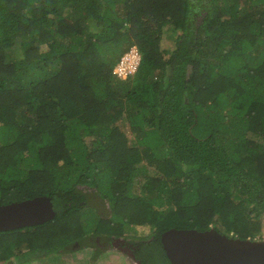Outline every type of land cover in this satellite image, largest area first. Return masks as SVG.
I'll return each instance as SVG.
<instances>
[{"label": "trees", "instance_id": "16d2710c", "mask_svg": "<svg viewBox=\"0 0 264 264\" xmlns=\"http://www.w3.org/2000/svg\"><path fill=\"white\" fill-rule=\"evenodd\" d=\"M41 194L56 216L0 230V264L48 224L70 240L148 224L130 239L143 264H172L173 226L261 239L264 0H0V204ZM86 206L109 224L79 222Z\"/></svg>", "mask_w": 264, "mask_h": 264}, {"label": "water", "instance_id": "95a60500", "mask_svg": "<svg viewBox=\"0 0 264 264\" xmlns=\"http://www.w3.org/2000/svg\"><path fill=\"white\" fill-rule=\"evenodd\" d=\"M50 195L0 204V230L43 223L56 216ZM161 241L172 264H264V238L227 235L215 227H170ZM139 264H143L141 260Z\"/></svg>", "mask_w": 264, "mask_h": 264}, {"label": "rangeland", "instance_id": "374dc122", "mask_svg": "<svg viewBox=\"0 0 264 264\" xmlns=\"http://www.w3.org/2000/svg\"><path fill=\"white\" fill-rule=\"evenodd\" d=\"M169 35H170L169 31L167 30L165 38L162 40L163 46L170 43L172 47V44L176 42L175 38L170 37ZM127 131L131 138L134 137V134L131 133L130 129L127 128ZM102 177L103 175L99 174L95 179L99 181L97 182V185L99 187L100 193L104 194L105 191L107 192L106 184L108 182L105 181V183L103 184L102 181L104 180H102ZM107 188H109V186ZM94 196L95 197L97 196L96 193ZM78 210L79 211H77L78 214L76 216L79 217L80 221L78 220L77 217H71L70 215V218L73 219L72 226L75 227L78 221L82 222V224L84 222L88 226L94 224L93 221H94V218L97 217V212L93 206H86L85 208H80ZM107 217L110 218L111 216L108 215L106 216V218ZM106 218L104 219L96 218L94 222H98V224L100 225L102 224V227H103V224H104L103 221H106L107 223L110 222ZM49 225L50 224L46 226V227H50L48 234L44 238H41L39 240L40 243L37 244L38 247L36 248L31 247L26 241L22 242V246L28 247L27 250L29 249V247L30 249L35 248L39 250H31L28 253H25V254L20 255L19 257H16L15 259L18 262L4 261L2 263L4 264H133L130 261V259H126L128 258L127 256L121 255V251L116 248H113V250H111L110 252H108L107 250L103 254L100 253V256L96 257V254L98 252L95 249H92V247L90 246V243L89 245H84L85 247H82V244H86L89 241L91 242L93 241V243H96V240L99 235H103V234L110 235L111 234L110 230L100 227V228H97L96 231H98V233L96 232L97 234L94 238H92V236L90 237V234L84 231V232H80L77 239L70 240L71 238H73V235H69V233H66L65 235H63V234L58 233V230L54 232V228H52L53 225L52 226H49ZM91 228L87 229V231L90 230ZM116 231L117 230L112 231V232L115 233ZM151 232H152V229L150 225L138 223L134 225L133 227H130L129 229H127L124 235H127L128 237H132V238L133 237H145V236L150 235ZM23 233L25 235H29V234L32 235V234H35V231L33 228L32 229L28 228V229L23 230ZM111 235H113V233ZM34 237H36V234L34 235ZM260 237H264V227H263L262 236ZM70 242H72V244L68 248H63L62 246L63 244H69ZM29 258H32V259H29Z\"/></svg>", "mask_w": 264, "mask_h": 264}, {"label": "flooded vegetation", "instance_id": "af4514ba", "mask_svg": "<svg viewBox=\"0 0 264 264\" xmlns=\"http://www.w3.org/2000/svg\"><path fill=\"white\" fill-rule=\"evenodd\" d=\"M112 234V233H111ZM99 235L96 243H93V241H90L91 246L94 249L100 248V249H107L111 251L113 248H118L125 256H127V259H130V261L133 264H139L138 253H140V249L142 246L135 243V241L130 240L131 237H128L127 235H116L113 233V235ZM127 236V237H126Z\"/></svg>", "mask_w": 264, "mask_h": 264}, {"label": "built area", "instance_id": "2783aa9c", "mask_svg": "<svg viewBox=\"0 0 264 264\" xmlns=\"http://www.w3.org/2000/svg\"><path fill=\"white\" fill-rule=\"evenodd\" d=\"M141 59V52L136 46L125 52L119 62L114 67V72L120 77H126L128 74L137 70Z\"/></svg>", "mask_w": 264, "mask_h": 264}, {"label": "clouds", "instance_id": "9594fccd", "mask_svg": "<svg viewBox=\"0 0 264 264\" xmlns=\"http://www.w3.org/2000/svg\"><path fill=\"white\" fill-rule=\"evenodd\" d=\"M127 51H129V50H127ZM126 51V52H127ZM263 237H261V239H262ZM260 239V238H259ZM90 246H91V244H90ZM92 247V246H91ZM92 249H94L93 247H92ZM97 249H100V248H97ZM97 249H95V250H97ZM116 249H118V248H116ZM102 250V253L101 254H103L105 251H107V249H101ZM111 250H113V249H111ZM108 252H110L109 250H108ZM121 255H124L123 254V252H121ZM125 256V255H124ZM127 259V258H126Z\"/></svg>", "mask_w": 264, "mask_h": 264}]
</instances>
